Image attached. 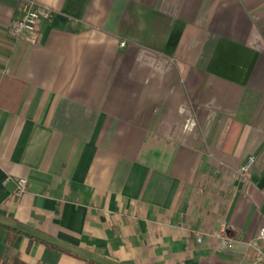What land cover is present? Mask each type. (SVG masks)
Listing matches in <instances>:
<instances>
[{
  "label": "crops",
  "instance_id": "1",
  "mask_svg": "<svg viewBox=\"0 0 264 264\" xmlns=\"http://www.w3.org/2000/svg\"><path fill=\"white\" fill-rule=\"evenodd\" d=\"M263 228L264 0H0V264H264Z\"/></svg>",
  "mask_w": 264,
  "mask_h": 264
},
{
  "label": "built area",
  "instance_id": "2",
  "mask_svg": "<svg viewBox=\"0 0 264 264\" xmlns=\"http://www.w3.org/2000/svg\"><path fill=\"white\" fill-rule=\"evenodd\" d=\"M54 10L47 6L37 5L34 2L28 3V5L22 10V14L17 17L9 27V33L12 36H19L23 33H34L38 27L39 22L42 19H49L53 16ZM255 163V157L251 156L243 163L239 169V174L244 179H247L250 175L251 168ZM28 180L27 178L18 179V192L24 193L27 191ZM260 237H264V228L259 232ZM228 247L232 244L228 243Z\"/></svg>",
  "mask_w": 264,
  "mask_h": 264
}]
</instances>
